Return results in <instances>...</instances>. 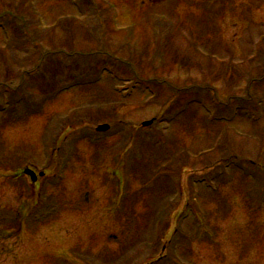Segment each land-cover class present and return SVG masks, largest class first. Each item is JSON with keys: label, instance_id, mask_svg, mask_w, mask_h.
<instances>
[{"label": "rangeland", "instance_id": "rangeland-1", "mask_svg": "<svg viewBox=\"0 0 264 264\" xmlns=\"http://www.w3.org/2000/svg\"><path fill=\"white\" fill-rule=\"evenodd\" d=\"M81 60L95 85L47 91ZM244 173L264 184V0H0V264H264Z\"/></svg>", "mask_w": 264, "mask_h": 264}, {"label": "trees", "instance_id": "trees-1", "mask_svg": "<svg viewBox=\"0 0 264 264\" xmlns=\"http://www.w3.org/2000/svg\"><path fill=\"white\" fill-rule=\"evenodd\" d=\"M48 57H53L54 59L57 58L56 57V54H54V53L53 54H49ZM93 65H94V67H93ZM97 65H98V63H97L96 60H93V61H90V60H81V61H77L74 64V66H75L74 68H71L70 70L65 71V77L64 78H62L60 76V74L58 75V73L57 74L53 73V76L50 79L51 81L49 80L50 82H48V84H47V86H48L47 91L48 90H53V89L57 88L58 87V84H59V80L60 81H62V80L67 81V84L66 85L68 86V88H70V87H73V88L74 87L75 88L85 87V83L88 82V81L83 82L85 76L88 73H92L93 71L97 72L98 71V66ZM126 67H127V62H126ZM94 68H95V70H94ZM77 72H80L81 75L76 74ZM24 79L25 80L28 79V77L26 76V74L24 76ZM69 82H71V83H69ZM185 90H186L185 91L186 94H188V95H193L194 94V91H193L194 89H192L191 91H190V89H188V90L185 89ZM217 122L219 123V121H217ZM158 145L160 146V150H165V146L167 144H165L164 142H159ZM173 146H176V145H173ZM183 157L186 158L185 155H183ZM164 158H165V156H164ZM161 159H160V162H158L159 165L161 163ZM227 160H231V159L230 158L229 159L224 158V156H223L221 158V160L219 161V163L222 164L224 162L223 165H228L229 163H228ZM219 163H216V164H219ZM234 164H235L234 165V170H241L242 171L244 169V167H243L242 164H239V163L237 164L236 162ZM248 173H244L243 174V179H245V178L248 179L250 175L253 176V173H250V174H248ZM166 176H168L167 179H166ZM162 179H163V183L162 184H164V186H166V188H167V189L165 188V190H166V196L169 193V190H172V192H175L174 191V188L175 187H172V177H171V175H163L162 176ZM206 180L207 179L204 180V179H201V178L198 179V178L192 177V185L191 186H204V183H205L204 181H206ZM249 180L251 181V184H250L249 188L252 190V193L250 195H252L253 192L258 193V191L260 189L261 190H264V188H263L264 187V184H262V179H260V178L255 179V175H254ZM168 185L170 186V189H169ZM206 185H208V184H206ZM204 187H206V186H204ZM149 188H147V189H149ZM215 192H216V188H215L214 191H211V193H215ZM262 198H264V196H262ZM174 199L176 200V197ZM164 204L165 205L167 204V201L166 200H165V202H163V205ZM110 258L113 259V256L110 257ZM107 261H108L107 263H111V261L109 259H107Z\"/></svg>", "mask_w": 264, "mask_h": 264}, {"label": "water", "instance_id": "water-1", "mask_svg": "<svg viewBox=\"0 0 264 264\" xmlns=\"http://www.w3.org/2000/svg\"><path fill=\"white\" fill-rule=\"evenodd\" d=\"M151 123H146L144 124V126H148L150 125ZM100 132H107L109 130V127L108 126H101L99 127L98 129ZM26 174L30 175L33 179V181H36V176L34 173H32L31 171H26Z\"/></svg>", "mask_w": 264, "mask_h": 264}]
</instances>
